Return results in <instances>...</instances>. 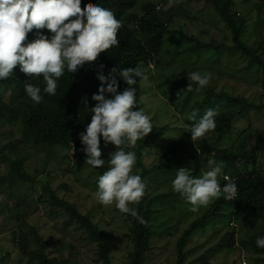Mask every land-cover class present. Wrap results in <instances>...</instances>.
I'll use <instances>...</instances> for the list:
<instances>
[{"label":"trees","instance_id":"obj_1","mask_svg":"<svg viewBox=\"0 0 264 264\" xmlns=\"http://www.w3.org/2000/svg\"><path fill=\"white\" fill-rule=\"evenodd\" d=\"M160 1L164 0H82V10L88 5L100 4L102 7L109 8L114 12L116 18L122 24L117 35L119 45L101 53L96 61L86 63L75 74L65 71V74L59 78L57 94L49 96L42 92L43 100L39 104L34 103L27 96L24 84L33 83L41 88L45 87L42 74L41 79L30 78L21 72L19 66H17L13 69L12 75L0 80V119L6 118L11 123H18L21 126L19 139L13 141L8 149L0 146V159L9 163L8 173L4 177H0V182H6L9 186L16 185L19 181H28L31 184L37 182L34 178L35 175L33 176L24 166L26 156H28V152L25 150L27 146L33 149H44L47 152L56 146L67 150L74 149V154L83 156L86 161L80 133L84 132L91 122L90 108L95 105V101L91 97L94 93H98L100 87V81L97 78L99 65H104L103 72L105 75L113 67L118 70L127 67H140L148 77L153 78L155 67L164 61V54L170 52L171 57L163 62V65H166H164L165 71L163 72L164 80L162 84L172 87V93L179 97L182 91L187 90L190 83L192 90H187L185 97H182L181 103L183 105H190L195 96L198 100L197 109L204 107L217 109L220 102H225L231 107L226 111H218L219 114L215 118L216 128L212 131V139L204 145V150L207 154L212 153V160L223 163V170L226 174L231 173L229 180H225L224 175L222 179H219L221 185L234 181L238 187L236 199L232 201L225 200L223 197L216 199L207 208V211L183 230L177 242V264H184L188 253L184 247L190 237L210 220H214L220 211H223L225 216L228 215L230 219L235 217L238 221L247 219L262 222L263 231L249 240H241L245 247H254L252 250H255L257 248V238L264 236V173L255 170L248 173V168L247 173H243L238 171L237 163L239 159H244L246 166L252 164L253 167H256L258 155L264 153V139L259 138L250 149L241 153L231 149H223L219 145L231 134L234 122L239 116L245 114L251 108H263L264 103H254L244 95H233L224 89L218 88L221 72H238L235 65H232L237 62L236 60L225 61L223 59L226 52H232V56L235 54L247 55L249 58L248 63L256 65L255 72L261 74L260 86L264 91V33L259 34L257 29L258 26L262 25V21L259 18L255 22L253 33L257 32L258 46L252 47L248 45L247 17L241 16L239 12L233 9L234 0H204L206 3H211V5L218 8L225 27L231 32L232 43L230 45L223 42L219 43L216 40L217 38L202 41L195 35L185 32L182 27L173 28L172 17H164L158 10L157 6ZM138 5L140 11L136 9ZM256 6L260 14L261 10L264 11V0L256 3ZM259 16L261 17V15ZM35 31L29 33V40L35 38ZM41 31L49 34L48 30ZM176 36L181 38V44L186 45L188 43L190 46L179 51H173L174 48L179 47V44L175 42ZM184 56L188 66L181 69V61L178 60ZM201 57L204 58L201 59V64L204 66L198 64L197 59ZM173 64H175L174 68L172 67ZM192 71L210 74L211 78L207 87L200 91L196 90L198 85L187 78V72ZM172 74H178V78L173 79ZM126 87V83L120 79L119 90L122 91ZM132 87L137 89V108L145 111L144 104L141 102L143 83L137 78V84ZM150 93L148 92V94ZM163 94L168 97L171 95L166 91H163ZM6 95L10 97L8 101L5 99ZM199 97H201V100H199ZM85 99H87V106L84 103ZM101 144H105L103 139H101ZM107 145L113 144L108 143ZM145 147V140H143L139 148V161ZM22 150L26 152L25 156L17 157ZM203 153L193 141L183 139L169 141L162 146L158 162L151 170L177 172L178 168L186 167L191 170L192 175L199 177L204 173ZM13 154L16 155L15 158H13ZM105 170L106 167L102 166L97 169V172L103 174ZM147 173L148 170L143 166V171L138 175L144 180ZM62 187L68 188L64 183L59 188ZM41 190L44 194L42 202L50 208V214L66 217L63 222L66 227L76 224L75 230L81 231L80 238L95 247V252L99 256L96 261L97 264H115L116 245L112 242V238L106 230L93 219L90 212L85 213L77 203L61 197L57 190L53 188L51 182L42 184ZM168 195H171L172 198L167 203L159 198ZM156 196L144 204L145 193L139 204L130 205V207H135L138 214L143 217V223L130 214H126L130 243L129 264H144L145 255L151 249L153 237L165 234V230L170 232L172 226L175 225L172 220L174 216L171 214L172 212L169 213L170 217L166 222L167 227H164L160 233L154 229L151 222L157 218L156 205L160 201L164 202L165 205H169L173 201L176 202V199L179 201L182 196L174 191L162 192ZM168 207L170 206H166L167 209H169ZM43 229L45 228L32 225L27 218H21L16 229L11 231V239L24 257L33 264H84L83 261L78 259L49 256L48 250L51 248L54 247L57 251L62 247H59V245L65 243L73 248V244L66 243L62 239L58 241V245L50 247L48 238H46L47 232H42ZM234 239L235 230L231 234V241H229L231 245ZM257 252L263 253L264 248H260ZM256 259L262 260L264 257L257 256Z\"/></svg>","mask_w":264,"mask_h":264},{"label":"rangeland","instance_id":"obj_2","mask_svg":"<svg viewBox=\"0 0 264 264\" xmlns=\"http://www.w3.org/2000/svg\"><path fill=\"white\" fill-rule=\"evenodd\" d=\"M262 0H234L233 9L240 13L241 16L247 17L248 28V45L252 47L258 46L254 32L255 22L260 18L262 25L258 26L259 34L264 33V11L259 9L256 3ZM160 14L164 17L171 16L173 19V28L182 27L189 34L195 35L199 40L209 41L216 39L219 43L223 42L228 45L232 43L231 32L224 25L218 8L206 3L204 0H164L158 2ZM140 11V6L136 8ZM258 15H261V17ZM263 18V19H262ZM175 42L179 47L173 51H179L187 48L190 44H181V38H175ZM171 51V50H170ZM236 56V57H234ZM229 52L223 56L225 61H237L232 65L238 72L231 71L221 72L219 80V88L230 92L233 95H244L254 103H264V91L261 88L260 76L255 72L256 65L248 63V56ZM241 56V57H239ZM170 52L163 56L166 62L170 58ZM201 57L198 58V64H201ZM211 59V58H210ZM181 69H185V56L180 57ZM189 61V60H188ZM163 62L154 69V77L150 78L147 83H143V93L141 102L144 104L145 113L149 114L153 129L143 139L138 140L135 146L125 148L126 151H134L137 156L136 164L133 168L134 174L143 171V166L148 170L144 177L146 181V198L143 203L149 201L152 197L162 192L173 191L172 181L176 172L168 170L159 172L151 170L158 162L161 149L164 144L169 141L187 140L193 141L191 133L187 131L185 125H191L195 121H189L188 117L194 110L197 111V118L211 107L197 109V98L194 96L192 103L188 106L183 105L182 97H185L187 90L182 91L179 95H174L172 87L162 84L164 80L165 66ZM197 64V65H198ZM173 64V68H174ZM203 65V64H201ZM204 66V65H203ZM167 67V66H166ZM175 70V69H174ZM234 70V69H233ZM168 75V74H167ZM173 79L178 78V74H172ZM150 90V91H149ZM163 91L170 93L166 96ZM148 92H151L148 94ZM175 96V97H174ZM8 101L9 95L5 96ZM201 100V97H199ZM199 103V102H198ZM213 109V108H212ZM218 111H226L231 109L227 103H218ZM7 117V116H5ZM21 135V126L18 123H11L6 118L0 119V146L8 149L12 142L19 139ZM212 131L205 137L193 141L197 147L203 151L204 172L209 169V160H212V153H205L204 145L212 139ZM264 139V107L251 108L245 114L239 116L235 122L231 134L220 143L223 149H231L236 152H243L250 149L258 139ZM145 140L141 160L138 154L140 144ZM102 157L106 160L105 167L107 170V159L110 154L116 151L115 145L101 144ZM28 152L24 166L27 171L31 172L36 179L35 184L28 181H19L16 185H8L6 182H0V264H33L23 254L20 253L17 245L12 241L13 229H16L21 218H27L32 225L45 228L42 232H47L46 238L50 247L58 245V241L62 240L66 243L73 244V248L64 243L60 250L51 248L48 250L49 256H58L71 259H78L84 264H97L98 254L95 247L89 245L80 238L81 231L75 230L76 224L66 227L63 222L66 217L53 216L50 214V208L42 202L44 194L42 193V184L51 182L58 194L65 199L77 203L82 211L89 213L93 219L106 230L112 238L115 246V264H129L128 255L130 251L129 243V227L127 215L121 213L115 205L105 206L99 203L96 198L97 181L101 173L97 172L98 168H92L83 159V156H77L74 149H62L59 146L52 148L49 154L44 149H33L28 146L25 149ZM24 150L18 154L25 156ZM16 155L13 154V158ZM141 162V163H140ZM142 164V165H141ZM238 171L251 173L253 170L264 173V153L258 155L257 166H246L244 159H239L237 163ZM9 163L0 159V177L7 175ZM151 170V171H150ZM254 171V172H255ZM226 172L222 169L218 179H222ZM231 178V173H227ZM66 184L68 188H59L62 184ZM179 194V193H177ZM179 196H181L179 194ZM157 197V196H156ZM165 203L172 198L159 197ZM158 198V199H159ZM160 201L156 205L158 214L152 224L159 233L167 227V221L171 213L175 225L172 226L170 232L165 230V234L156 235L151 242V249L145 255L144 264H177L178 238L185 228H187L195 219L200 217L207 211L210 205L202 207L198 212L190 210V203L182 197L179 201L176 199L172 204H166ZM166 206L169 209L166 208ZM160 214V217H159ZM20 218H19V217ZM170 223L172 221H169ZM164 223V224H163ZM63 224V226H62ZM262 222L253 220H237L235 217L225 216L220 211L214 220H210L204 227L196 231L187 241L184 249L188 252L184 260V264H264V259L257 260L256 257H264V252L258 253L260 247L255 250L247 248L241 243V240H249L259 232L263 231ZM263 225V224H262ZM235 230V239L232 245L231 234ZM262 250V249H261ZM100 263V262H99ZM101 264V263H100Z\"/></svg>","mask_w":264,"mask_h":264},{"label":"clouds","instance_id":"obj_3","mask_svg":"<svg viewBox=\"0 0 264 264\" xmlns=\"http://www.w3.org/2000/svg\"><path fill=\"white\" fill-rule=\"evenodd\" d=\"M81 3L82 0H0V80L12 75L17 66L30 78L41 79L42 74L45 87L24 84L27 96L39 104L43 100L42 92L49 96L57 94L59 78L65 71L75 74L86 63L96 61L101 53L118 46L117 35L122 24L114 12L100 4L88 5L82 10ZM33 30H36L35 38L29 40ZM41 30H48L49 34ZM103 69L104 65H99L100 87L91 97L95 101L90 108L91 122L80 133L86 164L94 169L105 166L101 139L106 145L116 146L117 150L107 159V170L98 178L96 198L100 204H114L121 213L143 223V217L130 205L140 203L146 181L133 173L137 156L125 148L135 146L154 127L150 115L137 108V89L132 87L137 84V78L147 83L149 77L140 67L119 70L113 67L107 75ZM187 78L200 91L207 87L211 77L208 73L192 71L187 72ZM120 79L127 85L122 91ZM187 90H192L190 83ZM84 103L87 106V99ZM197 111L188 117L195 123L185 125L194 142L215 130V118L219 114L218 109L210 108L197 118ZM208 163L210 170L199 177L192 175L189 168L180 167L172 181L173 191L190 203L192 212L221 197L232 201L238 194L234 181L222 186L218 179L223 163L215 160ZM224 179L229 180L227 176ZM256 245L264 248V236L257 238Z\"/></svg>","mask_w":264,"mask_h":264},{"label":"built area","instance_id":"obj_4","mask_svg":"<svg viewBox=\"0 0 264 264\" xmlns=\"http://www.w3.org/2000/svg\"><path fill=\"white\" fill-rule=\"evenodd\" d=\"M229 178V175H226Z\"/></svg>","mask_w":264,"mask_h":264}]
</instances>
